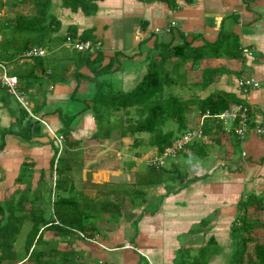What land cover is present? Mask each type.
<instances>
[{
  "label": "crops",
  "instance_id": "obj_1",
  "mask_svg": "<svg viewBox=\"0 0 264 264\" xmlns=\"http://www.w3.org/2000/svg\"><path fill=\"white\" fill-rule=\"evenodd\" d=\"M177 4L178 9L169 10L164 3L104 0L97 3L98 10L95 15L86 17L81 11L71 12L69 9L61 8L59 0H52L50 12L61 24L60 36L66 33L69 26L75 27L78 35L85 30H93V35L100 45L99 51L105 59L104 64L110 59L116 60L111 69V84L115 90L123 92L131 91L142 80L151 60H160L154 45L174 47L186 42L192 48H199L216 42L221 35L225 40H232V45L237 42L239 56L235 59L224 56L208 57L200 61L197 67H193L191 62H186L173 71L179 60L172 57L167 62L166 69L170 71V77L174 82L170 88H166V92L170 91L184 99L193 100L185 117L187 129L197 126L200 118L198 107L201 101L217 96L225 98L228 107L233 104L247 106L251 125L257 124L258 113L264 109V0H193L190 5L177 0ZM45 49L47 55L44 59L48 66L44 71V81L40 85L36 83L22 90L29 112L46 126L40 122L35 123L31 129L34 134L33 143H28L15 135L4 137L5 146L0 151V195L6 183L17 181L24 164L33 163L38 169L37 163L40 167V162H45L46 155L47 163L51 162L53 149L49 144L48 131L55 135V131L61 129L56 110L63 108L69 115L78 113L70 141L79 142V145L67 150L70 155L68 154L66 159L74 166L69 178L76 191H82L84 194L85 190H88L85 195L94 204L100 205L106 196L98 187L115 185L109 182L114 176L104 172L92 181L93 173L87 171L86 180L80 177L85 167L80 143L85 137L91 140L95 122L89 113L82 112L85 105L71 100V94L77 86L71 76L73 69L67 73L66 83H52L50 79L54 67L66 61L64 50L73 49L66 42L62 44L57 42L52 48ZM29 62V59L24 58L7 61L10 72H27ZM209 71L217 74L213 75L209 84L203 86V72ZM35 73L37 76L41 75L39 71ZM249 77L259 83V88L244 93L238 89L237 83ZM206 79L210 80L209 74ZM23 87L21 84V88ZM88 89L84 82L80 85L79 92L84 94ZM16 103L19 105L17 101ZM41 103L43 104L41 109L35 114L33 109ZM19 108L23 107L19 105L17 109L11 108L9 102L0 96V127L6 129L12 127L19 117ZM11 110L14 111V115H11ZM12 130L19 131L16 124ZM126 139L128 138L122 140ZM94 141L108 143L111 140ZM202 148L201 158L195 159L197 161L194 164L195 168L186 169L188 174L186 180H192L187 186L183 188L184 182L173 188L169 194L155 193L154 190L160 186L151 188L150 191L146 190L148 207L142 212V216H137L141 219L136 226L131 223V216V218L124 216L123 208L125 209L128 203L122 205L121 214L117 216L121 222L109 223L117 225L120 229L128 225L130 230L113 235L108 229V232H101L98 238L90 240L89 242L95 245L91 247L100 248L92 252L94 260H100L99 263L115 264L117 258L114 259L115 256L111 254L117 251L123 259L128 260V264H131V261L133 264H140L138 257L145 259L147 264H174L179 249L189 248L191 245V253L195 254V250L205 246L207 241L213 238L220 251L209 260V264H224L232 251L230 227L237 216L238 202L248 194L264 195V135L257 136L253 132H248L245 138L239 141L235 136L225 133L221 126L216 134L205 139ZM115 154L124 155L118 150ZM134 156L130 157L133 161L137 160L133 167L125 166L130 161L123 166L129 178V182L124 184L134 183L135 173L143 166L138 157ZM80 162L82 166L78 167L76 164ZM30 167L31 165L28 167L29 170L32 169ZM40 169L37 182L43 179L42 182L47 183L43 175L44 168ZM75 175L80 181L75 180ZM108 199L115 203L117 201V198L113 197ZM153 199L156 203L150 205L148 201ZM247 216L264 224V211L250 209ZM202 220L208 222L206 228L198 235L189 234V230L198 226ZM132 227L137 231L135 238H132ZM260 231H264V227L253 231L254 238L259 242L260 237H256L254 233ZM125 233H128L127 240L124 239ZM121 238L122 243L116 241ZM197 240H201V245H196ZM125 243L133 249L125 250L123 248ZM83 257L84 254L81 255V259L86 262L87 258Z\"/></svg>",
  "mask_w": 264,
  "mask_h": 264
},
{
  "label": "trees",
  "instance_id": "obj_2",
  "mask_svg": "<svg viewBox=\"0 0 264 264\" xmlns=\"http://www.w3.org/2000/svg\"><path fill=\"white\" fill-rule=\"evenodd\" d=\"M103 1L59 0L61 8L69 9L71 12L81 11L86 17L95 15L98 10L97 3ZM136 1L164 3L169 10H176L179 7L177 0ZM181 1L187 5L193 2V0ZM14 2L17 5V1ZM26 2L33 7L32 15H17L14 20L0 22V35L2 36L0 55L4 60L22 59V55L32 47L52 48L55 43L62 44L67 39L71 41L77 39L81 42L90 41L93 45L98 43L93 35V30H85L78 35L73 26H69L66 33L60 36L61 24L50 12L52 0H22V3ZM231 41L225 40V37L221 35L216 42L205 44L199 48H192L186 42L174 47L154 45L160 60L150 61L142 80L129 92L113 88L110 75L116 60L110 59L104 64V56L99 50H93V52L64 50L66 61L64 64L54 67L50 79L52 83H66V75L73 69L71 76L75 79L77 86L71 94V100L85 105L82 112L92 116L95 122V131L91 135L92 140H111L114 134H118L120 139L131 140L135 157H140L142 152L151 150L161 153L171 145L173 140L189 130L185 117L193 102V100L184 99L170 91L166 92V88H170L174 82L170 77V71L166 69L167 62L172 57L177 58L179 63L173 67V71H176L186 62H191L193 67H197L200 61L208 57L224 56L235 59L239 56V51L237 42L232 45ZM29 61L27 72H11L18 77L21 84L24 85L22 89L25 90L33 84L40 85L44 81V71L48 66L44 58H30ZM35 71H39L41 75L37 76ZM207 74H209L210 80L206 79ZM216 74L214 71L203 72V86L209 84L213 75ZM84 82L89 89L84 94H80L79 87ZM225 100L220 96L204 99L198 107L200 115L206 111L210 114L224 111L228 108V103ZM42 105V103L37 105L33 112L38 113ZM10 113L14 115L13 110ZM56 113L61 123V129L55 131V136L62 137L63 140L59 145L55 138L51 139L53 149L51 170L54 169L56 176L54 190L47 183H43V179L39 182V187L35 188L30 182H25L24 178L29 174L28 167L31 164L23 165L17 182H25V187L16 191L17 199L12 198L0 202V264L16 260L13 246L26 222L30 224V229L26 234L25 261L22 264L26 262L32 264L76 263L77 260L74 259L73 252L60 251L56 248H39L41 245L47 244L43 240L44 233L51 232L60 241H64L69 236H75L85 241L96 239L101 235L97 225L102 216L106 217L105 220L108 223L111 221L120 223L117 216L121 214L122 205L128 203L130 209L140 208L147 203L146 190L165 186L166 194H169L176 185V179L187 175L185 172L181 173V168L169 169L164 165L156 169L143 165L135 173V181L132 184L99 186V191H104L103 194L106 198L103 203L96 205L82 191H76L69 178L74 166H71L70 160L66 159L68 154L70 155L67 150L79 145V142L70 141L78 113L69 115L63 108H58ZM35 123L39 122L32 119L24 108H19V117L13 123L16 124L19 131L14 132L13 126L1 130L0 151L5 146L4 137L6 135L18 136L26 142L33 141L34 134L31 129ZM220 127L219 124L207 120L203 125L202 139L188 144L186 146L187 153L181 152L180 154L184 157L200 159L203 154V141L205 142V139L216 134ZM141 148L142 150H139ZM76 165L81 167L82 163ZM134 165L135 162L130 161L125 166L131 168ZM186 179L183 188L192 181ZM44 193L47 195L45 199ZM109 197L117 198L118 202L110 201ZM46 200L51 208L52 216L49 219L45 218L44 202ZM119 202H123V204H119ZM250 209L264 211V195L248 194L238 202L237 216L230 227L232 251L226 264H264V240L259 242L253 236V231L263 228L264 224H261L259 220H251L247 216V211ZM140 219L136 218L131 223L136 226ZM207 225L208 222L202 220L198 226L189 230V234L198 235ZM191 251V245L189 248L179 249L174 264H207L220 249L215 240L210 238L205 246H200L195 250V254H192Z\"/></svg>",
  "mask_w": 264,
  "mask_h": 264
},
{
  "label": "rangeland",
  "instance_id": "obj_3",
  "mask_svg": "<svg viewBox=\"0 0 264 264\" xmlns=\"http://www.w3.org/2000/svg\"><path fill=\"white\" fill-rule=\"evenodd\" d=\"M14 1L15 0H9L4 4H0V9L3 10V16L0 18V22H7V21L14 20V18L17 15H32L33 14V7L30 3H27V2L26 3H22V2L19 3L18 2L17 5H15ZM0 96L3 97V99L5 101L9 102V105L11 108L15 107V109H17L18 106L20 105V104L18 105L16 103V100L13 99L12 97H10L4 91H0ZM191 120H194V119H191ZM13 125L14 124H12V126ZM2 129H6V128L0 127V132ZM48 135H49V138H48L49 144H52L51 139L54 138V136L49 131H48ZM0 143H1V138H0ZM28 143H33V141L28 142ZM98 143L95 142L94 140L92 141V139L90 140L87 137H85L81 140L80 148L82 150V156H83L84 165H85L84 171H82L81 176H80L81 179L82 180L87 179V176H86L87 171L93 173L92 174V181H95L104 172H109L110 174H112L114 176L113 179H109V180H112L109 182H112L115 184H118V183L124 184L126 182H129L128 175H126L127 172L123 169V166L129 161H133V159L130 157L134 156L135 151L132 150L131 140L130 139L122 140V139H120V136L118 134H114L113 138L108 143H99V144ZM203 143H204V141H203ZM117 150L120 153L123 152L124 155L115 154V151H117ZM139 150H142V148ZM157 154L158 153L155 150L145 151L144 154H142L137 159H139V161H141V163L144 166H147L146 162L150 158H152L153 156H155ZM52 156H53V153L51 152V158H52ZM47 159L48 158L46 155L45 162L44 161L40 162V167L44 168V171H43L44 174L43 175L45 177L47 185L51 186L52 190H54V182H55L56 176L54 173V169H53V171L51 170V162H49V164H48ZM136 161L137 160L135 159L134 162H136ZM195 162H197V161H195V159H192L189 157H184L181 154H179L176 159L166 160L164 165L169 169L181 168V173L183 174L184 172L186 173V169H188V170L192 169V168L194 169L195 168L194 167ZM37 165H38V169H36V167L33 165V163H31L30 169L32 168L34 171L32 169L29 170L30 171L29 174L26 175L24 178L25 182H30L34 188L39 185V181L37 182V179L39 178V175H40L39 171L41 170L38 163H37ZM57 166L59 167V165H57ZM35 170H37V171H35ZM187 175L183 178H177L175 181L176 185H174V188L179 187L181 184H183L185 179L187 178ZM75 180L78 182V181H80V178H78L75 175ZM113 181H115V182H113ZM24 183L21 181L17 182L16 180L14 182L6 183V187L2 188V191H1L2 195H0V202L8 201L12 198L17 199L18 195H17L16 191L19 189H23L25 187ZM87 191L88 190H85V193H87ZM166 191L167 190H166L165 186H160L159 188L154 190L155 193H161V194L166 193ZM44 195H45L44 199L47 198L46 193H44ZM30 196L32 197L31 192H30ZM148 202L150 205L156 203L155 199H153L152 201L149 200ZM150 202H152V203H150ZM44 205H45V210H46L45 218L49 219L52 216L50 204H48V201L46 200L44 202ZM124 206H125V204H124ZM147 207L148 206H146V204H144L140 208L130 209L129 204H127V206H125V209L123 208V211L125 212L124 216L125 217L127 216L128 218L132 217V221H134L137 218V216L139 217V216L143 215L142 212L144 210H146ZM250 214L252 215L254 213H250ZM105 218H106L105 216H102L101 220L98 222L97 226L100 228V232H105L109 229V230H111L113 235H116V233L117 234H123V232H125L126 230H130L128 228V225H125L124 228L120 229V228H118L117 225L115 226V224H113V223H108L105 220ZM123 222H124V220H123ZM108 224H110L111 227H109ZM29 229H30V224L27 222L24 223V225L22 226L21 232L18 235L16 242L13 246V249L16 253V260L14 262H7L5 264H22L25 261L24 260V258H25L24 243H25V239H26V234H27ZM131 231H132V238L133 237L135 238L136 232H137V231H135V227H132ZM254 235L256 237H260V241L264 240V231L257 232L256 234L254 233ZM125 236L126 237H124V239L127 240L128 233H125ZM43 240L45 242H47V244L45 243L44 245H41L39 248H44V249H48V248H56L57 249V248H59L61 250H66V251L69 250L68 252H73L75 254L74 259L77 260L78 263L76 262V263H69V264H106L103 262L99 263L98 261H100V260H98V259L94 260V257H92V252H95V250H97V248L98 249H100V248H99V246L91 247L94 244H92L89 241L81 240L80 238L75 237V236H69V237H66L64 241L62 240L60 242L59 239H57V237L53 236V234L51 232H45L44 236H43ZM116 241H118L119 243H122L123 239L121 238L120 240H116ZM200 242H201V240H197L195 243L197 246H199V245H201ZM224 242H225V240H223V243ZM250 247H251V245H250ZM123 248H125V250H128V251L133 249L132 246H130L127 243H125L123 245ZM83 254H84L83 259L87 258L86 262H83L81 259V255L83 256ZM111 255L115 256L114 259L117 258L116 259L117 262L115 264H128L129 263L128 260L123 259L122 256L117 254V251L112 253ZM229 256H230V254H228L227 259L229 258ZM137 260H139L140 264H147L145 259H143V258L138 257ZM80 261H82V263H79ZM130 263L133 264L132 261ZM25 264H32V263L26 262ZM111 264H113V263H111ZM207 264H209V262ZM224 264H226V260H225Z\"/></svg>",
  "mask_w": 264,
  "mask_h": 264
},
{
  "label": "built area",
  "instance_id": "obj_4",
  "mask_svg": "<svg viewBox=\"0 0 264 264\" xmlns=\"http://www.w3.org/2000/svg\"><path fill=\"white\" fill-rule=\"evenodd\" d=\"M9 0H0V4H4ZM17 3L22 0H16ZM3 16V10L0 9V18ZM2 42V36L0 35V43ZM66 43L78 52H88L93 50H100L99 43L93 45L90 41H71L67 39ZM245 54L246 51H243ZM47 55V51L43 47H32L26 51L22 58H44ZM237 87L244 93L259 88V83L252 77L244 78L238 81ZM0 91H4L10 97L15 99L25 110L29 112L28 103L25 100L24 92L21 88L20 81L17 76L11 74L8 63L0 55ZM29 116L46 126V124L39 118L35 117L29 112ZM207 120H211L213 123L221 125L224 132L235 136L239 141H242L248 132H253L257 136L264 135V109L258 113L257 124L251 125L249 110L247 106L243 104H233L224 111L217 114H210L206 111L199 118V122L195 128L187 130L183 135L179 136L170 146L165 148L163 152L150 158L146 165L149 167H155L156 169L164 166L165 161L168 159H176L181 152H186V146L192 142L202 139L203 125ZM53 134V133H52ZM55 140L60 145L62 137H56L53 134Z\"/></svg>",
  "mask_w": 264,
  "mask_h": 264
}]
</instances>
